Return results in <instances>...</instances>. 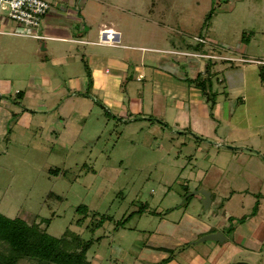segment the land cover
<instances>
[{
  "label": "rangeland",
  "instance_id": "rangeland-1",
  "mask_svg": "<svg viewBox=\"0 0 264 264\" xmlns=\"http://www.w3.org/2000/svg\"><path fill=\"white\" fill-rule=\"evenodd\" d=\"M46 1L48 12L62 17L76 16L77 9L87 28L94 19L96 27L104 22L121 29L120 42L132 48L72 43L69 49L77 56L71 71L86 73L85 60L82 65L79 59L85 49L105 56V62L123 59L128 68L124 105L136 97L144 113L119 116L104 107L101 97H66L56 90L52 101L61 106L59 113L23 116L26 110H19L17 125H8L9 132L0 137V212L40 224L52 236L69 227L90 239V264H211L210 247L221 242L199 241L204 234L193 218L217 226L232 216L223 231L236 242L232 219L249 220L258 207V219H264V81L259 75L264 68V0ZM43 24L44 18L37 32L42 33ZM79 25L72 24L75 35ZM106 32L111 39L113 31ZM0 37L33 43L31 62L8 76L18 80L25 71L40 74L44 69L64 85L62 54L68 43ZM41 42L47 52L55 47L59 63H34L46 58V51L38 50ZM153 69L175 81L185 78L182 85L200 93L195 84L201 83L208 114L195 117L192 102L162 93L161 83L155 93ZM139 71L145 72L142 81L135 80ZM61 92L67 94L65 87ZM2 96L16 111L21 99L15 93ZM213 98L221 105L215 113ZM57 114L73 119L78 134L66 132ZM200 190L210 193L207 207ZM82 204L88 207L85 217L76 211ZM101 215L110 218L95 228ZM42 218H50L47 227ZM164 219L179 222L176 229L164 230ZM239 228L237 234L249 233L248 225ZM246 244L249 248L241 245L244 250L233 260L264 264L263 254Z\"/></svg>",
  "mask_w": 264,
  "mask_h": 264
},
{
  "label": "crops",
  "instance_id": "crops-1",
  "mask_svg": "<svg viewBox=\"0 0 264 264\" xmlns=\"http://www.w3.org/2000/svg\"><path fill=\"white\" fill-rule=\"evenodd\" d=\"M83 2L84 0H80L79 4L83 5ZM75 11H77L76 16L73 15L69 17H66L64 15L62 17L61 14L58 13V11L48 12L44 17V24L42 27V33H45L46 35V38L43 40H51L61 42L62 44H69V46L66 45V48L62 54L64 55L63 59H65L64 63L66 64L64 67L62 66L65 76L64 85L59 83V79H54V77L51 76L50 73L43 72L44 69L42 68L40 74L39 72L27 73L25 71L26 73L24 72L23 76L19 77L20 79L18 80L16 79V77L13 78L8 76L7 73L14 72L15 69L19 66L25 67L28 61L31 62L29 60V52L31 50V46H33V43H27L25 41L22 42V40L20 39L5 40L4 38L0 37V137H2V135H5L7 131L6 128L8 125H12L13 123L14 125H17V120H15L14 117L18 114H21L20 112H18L21 109L26 110L22 112L21 115L23 116L28 115L30 112V116L36 115L37 112H39L40 114H46L47 112H54L55 110H57V112L59 113L61 110V106L59 105L55 107L53 105L55 101H52V98L54 96L52 92L54 90L60 92L61 95H66V97H72L77 94H83L82 96L86 95L88 98H92L94 96H98L99 98L101 97L104 107L108 110L113 109L118 113L119 116L124 117L128 115V113L130 115H139L144 113L142 107L140 108L141 101L138 102L139 99L136 97L128 99V106L124 105V101L127 95H125V90L123 87L124 84L122 85V83L124 82L125 74H127L128 68L124 65V60L118 57H113V59H111L112 61L109 60L105 62V60L108 59L105 58V56L99 53L97 54V52L94 50H84L85 53L81 54L79 59L82 61V65L85 60L84 64L87 65L92 77V86L88 92H85L87 89L88 82L86 73L78 70L71 71L72 69L70 65L74 63V59L77 56L76 53H73L69 49L72 43L89 45L95 48L96 46H103L105 44L125 49L132 48V46L120 42L121 29L115 26V24H105L104 22H102L96 27V22H94L93 19V24L90 25L89 28H87L86 26L81 25V12L77 9H75ZM73 23H78V25L80 24L79 28H76V35L79 37L78 39L74 38L76 35L74 34L72 29ZM107 30L113 31V37L111 39L108 37V32H106ZM38 32L42 34L41 31ZM96 34L98 35L97 40L92 38ZM2 35L5 34H0V36ZM10 36L14 37L16 35ZM85 36L89 38L84 40L83 38ZM38 50H45L46 58L39 62L34 61L35 64L44 65L47 62L59 63L60 56L58 55L61 54L55 52V47L52 46L51 51L47 52V46L45 42H41V45L39 46ZM238 60L242 61L241 58H238ZM145 69L151 68L147 66L145 67ZM144 71L136 72L135 80L142 81L145 76H142L140 78H138V76L144 75ZM151 75L153 85L156 90L155 93L159 92L160 88L157 87L161 83L163 84L162 93H166L170 96H176L185 100H190V102H192L194 106L193 109L195 117L198 118L199 116L202 117L204 114H208V112L206 113L208 107L206 106V104H204L199 89L191 87L190 85H188V83H184L185 85H182V80H184L185 78H177V81H175V79L171 78L169 75H162L159 71H156L155 69L151 70ZM157 76L159 77L157 78ZM15 80L18 81L19 85L22 84L24 89H21L20 87L19 89H14V87H16L15 85H18L16 83L17 81L14 82ZM64 87L66 89L67 94H62L61 92ZM18 91L21 92L17 93ZM8 93H15V96L17 95V97L21 99V102L19 103L16 111L12 109L9 102L4 100L5 97L2 96ZM137 93L140 92L138 91ZM97 99L98 98H96V100ZM1 101H3V103H1ZM24 104H26L27 106H23ZM220 107V103H216L214 105V113L218 112ZM57 117L59 123L63 122V128L66 132H71V134H78L80 127L74 122L73 119H70L66 115L61 116V114H57ZM132 119H136V117ZM211 201L212 200L210 199V203ZM261 210V207H258L257 211L255 212L256 214L252 215L249 220L240 221L239 218L232 219L233 224H231L229 227H235L234 233H236L235 236L237 242L234 240V238L229 239V237L223 231L225 230L226 225L228 224L232 216H227V218H229H225V220L224 218H222L217 226H213L208 222L196 221L195 218H193V221L195 222H192V224L196 225V227H201V234L221 231L226 235V239L223 242L219 243L220 245L215 244L210 247L209 262L211 264H228L231 263V261L235 262L239 260L249 261V258L233 260L234 255L239 254L244 250V248H240L241 245H244V247L249 248L246 243H250L249 245H251V249L254 251L253 253L263 254L264 256V219H258L261 218L259 217V215H261ZM184 215L185 218H188L187 214ZM178 223L179 222L174 223L164 219V226L162 227L164 228V230L170 228L175 230ZM243 225H248L249 233H243L245 235L237 234V231L240 229L239 227ZM222 227L224 229H222ZM190 238L191 235L186 237V239ZM166 246V249L172 248L171 246ZM161 249L162 248H160V250ZM166 249L163 250V255H165V251L167 252Z\"/></svg>",
  "mask_w": 264,
  "mask_h": 264
},
{
  "label": "trees",
  "instance_id": "trees-1",
  "mask_svg": "<svg viewBox=\"0 0 264 264\" xmlns=\"http://www.w3.org/2000/svg\"><path fill=\"white\" fill-rule=\"evenodd\" d=\"M87 67L86 64H84ZM259 75L261 81H264V68L260 69ZM87 89L88 92L92 86V77L87 67ZM199 76V75H198ZM197 76V77H198ZM197 77L194 79L196 82ZM202 90L201 83L195 84ZM18 91L17 93H20ZM215 105L211 104V110ZM53 196V193L49 194ZM58 199H62L60 195H54ZM76 211L81 213L83 217L88 212V207L84 204L78 205ZM110 217L105 215L96 219L95 228L102 226L105 220ZM243 217L239 218L243 221ZM42 222L47 227L50 218H42ZM83 218L76 221V225L81 226ZM124 223V222H119ZM94 230V228H92ZM96 240H99L97 238ZM92 245V241L85 239L81 234L72 231L67 227L60 236L50 235L40 224L27 223L20 217H8L0 212V264H18L21 261H27L35 264H90L87 258V251Z\"/></svg>",
  "mask_w": 264,
  "mask_h": 264
},
{
  "label": "built area",
  "instance_id": "built-area-1",
  "mask_svg": "<svg viewBox=\"0 0 264 264\" xmlns=\"http://www.w3.org/2000/svg\"><path fill=\"white\" fill-rule=\"evenodd\" d=\"M49 8L50 5L46 0H0V34L45 39L46 35L40 34L37 29ZM12 22L16 24L14 27L11 26ZM193 55L204 56V54ZM140 77L139 75L138 78Z\"/></svg>",
  "mask_w": 264,
  "mask_h": 264
},
{
  "label": "water",
  "instance_id": "water-1",
  "mask_svg": "<svg viewBox=\"0 0 264 264\" xmlns=\"http://www.w3.org/2000/svg\"><path fill=\"white\" fill-rule=\"evenodd\" d=\"M199 192L203 196L202 202L204 204V207H207L210 204V193L206 190H200ZM225 239H226V237L221 232L217 231V232H211V233H207V234L202 235V237H200L199 241L215 240L218 242H223ZM228 264H250V263H248L247 261L239 260V261H235V262L228 263Z\"/></svg>",
  "mask_w": 264,
  "mask_h": 264
}]
</instances>
